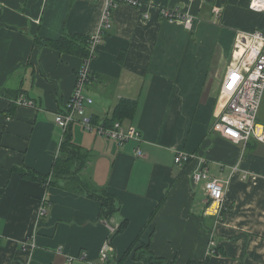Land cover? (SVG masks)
Here are the masks:
<instances>
[{
    "label": "crops",
    "instance_id": "1",
    "mask_svg": "<svg viewBox=\"0 0 264 264\" xmlns=\"http://www.w3.org/2000/svg\"><path fill=\"white\" fill-rule=\"evenodd\" d=\"M104 1L0 0V264H97L105 246V264L116 263L136 240L135 248L148 245L175 264H264V145L234 144L213 131L235 33L264 31V14L250 11V0H138L116 5L88 60L41 43L90 37ZM163 9L193 16L192 30L162 17ZM85 60L92 100L85 116L111 121L124 103L122 126L140 136L120 144L78 119L66 131L88 152L82 177L120 204L108 221L99 218L98 201L19 172L51 174L66 134L54 118L67 108ZM19 96L34 106L13 104ZM257 121L264 126V99ZM180 152L193 158L177 164ZM201 170L223 185L219 219L203 184L193 183ZM122 221L124 231L113 235ZM124 264L140 263L131 253Z\"/></svg>",
    "mask_w": 264,
    "mask_h": 264
},
{
    "label": "built area",
    "instance_id": "2",
    "mask_svg": "<svg viewBox=\"0 0 264 264\" xmlns=\"http://www.w3.org/2000/svg\"><path fill=\"white\" fill-rule=\"evenodd\" d=\"M96 1V0H90ZM117 4H125L131 7L139 5L138 0H105L101 22L98 30L89 37V59L93 57L98 45L101 43L103 33L111 28V12ZM250 11L264 14V0H250ZM161 16L168 20L181 21L187 31L192 30L194 17L178 10H161ZM88 60V58H87ZM77 72L73 93L65 111L57 113L54 124L65 133L68 127L76 119L87 131H95L97 135L111 138L120 144L128 140H139L138 132L125 131L121 122H114L110 127L104 123L93 124L91 119L85 116V105L92 103L85 96V87L90 80L88 61ZM0 99H4L0 96ZM264 99V31L252 29L248 31L238 30L232 45L230 62L222 82L218 96L217 107L213 113V131L222 138L234 143L247 144L250 139H255L264 145V126L257 121L259 109ZM13 104L23 107H33L34 102L19 96L12 100ZM136 156L141 157V150L136 151ZM193 156L177 153L175 163L181 164L189 161ZM193 183L203 184V190L208 202L214 210L217 219L221 218L226 204L223 185L211 178L207 170H201L193 174ZM46 215L45 209L39 210V217ZM115 229L113 228V231ZM109 248L105 246L100 251L97 264H105L108 260Z\"/></svg>",
    "mask_w": 264,
    "mask_h": 264
},
{
    "label": "trees",
    "instance_id": "3",
    "mask_svg": "<svg viewBox=\"0 0 264 264\" xmlns=\"http://www.w3.org/2000/svg\"><path fill=\"white\" fill-rule=\"evenodd\" d=\"M88 40L89 37L62 35L58 39H46L41 43L46 48L58 51L59 53L75 54L83 59H87L89 57ZM0 96L6 97L2 94H0ZM128 116V107L125 106L124 103L123 105L120 104L115 109L112 120L105 121L104 125L110 127L114 122H121L123 118ZM92 123L96 124L94 121H92ZM67 132H65L66 134H64L61 144V156L55 160L50 175L42 176L29 169H21L19 171L20 176L24 179L36 182L44 188L61 185V187L67 191L79 195H86L88 198L98 201L100 203L99 218L108 221L118 212L120 204L117 202V199L106 190L97 188L91 181L82 177V171L89 159L88 152L76 146L71 141ZM125 227L126 221H122L119 227L115 229L113 235L122 233ZM137 244L138 240L130 245L118 262H109L108 264H124L131 253L133 260L140 264H175V262H170L153 255L148 245L140 244L138 248H135ZM188 264L209 263L208 261H203L201 263L191 261Z\"/></svg>",
    "mask_w": 264,
    "mask_h": 264
}]
</instances>
